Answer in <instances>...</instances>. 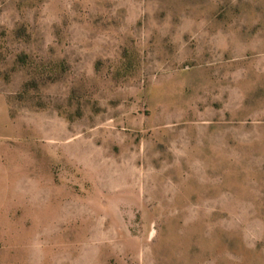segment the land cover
Wrapping results in <instances>:
<instances>
[{
  "label": "rangeland",
  "instance_id": "374dc122",
  "mask_svg": "<svg viewBox=\"0 0 264 264\" xmlns=\"http://www.w3.org/2000/svg\"><path fill=\"white\" fill-rule=\"evenodd\" d=\"M0 264H264V0H0Z\"/></svg>",
  "mask_w": 264,
  "mask_h": 264
}]
</instances>
